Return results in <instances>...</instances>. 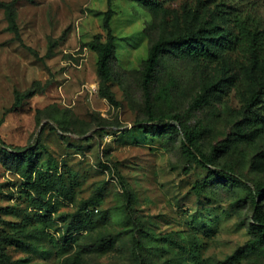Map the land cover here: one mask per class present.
Wrapping results in <instances>:
<instances>
[{
    "label": "rangeland",
    "instance_id": "obj_1",
    "mask_svg": "<svg viewBox=\"0 0 264 264\" xmlns=\"http://www.w3.org/2000/svg\"><path fill=\"white\" fill-rule=\"evenodd\" d=\"M11 3L18 34L1 6ZM109 11L116 104L99 93L88 47L107 38ZM238 21L264 38V0H0V264L2 255L13 264H137L138 242L139 264H264V245L250 246L247 190L209 180L181 135L139 128L148 119L141 72L151 46L202 25L239 37ZM231 77L190 124L207 131L203 152L222 151L219 169L264 184V130L246 127V98L264 77L251 53L232 46L212 64L164 56L152 110L174 125L173 116ZM28 151L47 173L40 194L5 153ZM73 220L81 230L70 232Z\"/></svg>",
    "mask_w": 264,
    "mask_h": 264
},
{
    "label": "trees",
    "instance_id": "obj_2",
    "mask_svg": "<svg viewBox=\"0 0 264 264\" xmlns=\"http://www.w3.org/2000/svg\"><path fill=\"white\" fill-rule=\"evenodd\" d=\"M167 2L170 0H156V2ZM111 6L112 0H108ZM6 13L10 23V29L18 34V26L14 11V5H1ZM113 12L109 11L105 15L104 29L107 31V38L104 40L101 36H97L88 47L97 55V74L100 81L99 93L102 98L108 100L111 104H116V97L111 90V82L113 80L112 63L116 57V37L113 35L111 28ZM237 28L240 30L239 37L226 32L220 33L218 26L211 28L204 25L197 28L188 29L175 37L168 39H159L155 42L149 51L148 58L143 63L141 77L142 88L145 95L146 110L148 119L147 124L140 125V130L148 136H170L176 135L182 137L183 151L197 164L208 170V178L212 181H217L221 184H231L234 187H243L247 190L251 202L253 204V224L251 226V234L253 240L250 246L261 247L264 245V184H256L251 186L245 182L241 177L236 175L234 170L230 167H223L219 169L218 159L222 152L219 148L214 147L208 153L203 152L200 142L206 135L207 131L204 127L196 125L192 126L190 121L194 114L208 107L211 104V98L218 93L222 94L224 90L231 87L235 82L234 78L227 79L222 86L214 87L211 90L205 91L199 95L189 109L182 115L173 116L176 124L172 125L166 123L163 118H158L154 115L152 110V92L154 84L158 79V69L162 58L166 55L173 54L178 57H187L197 60H203L206 63H214L222 57L227 49L232 46L241 47L247 53H251L255 58L256 63L264 68V38L260 31H251L245 22L238 21ZM246 98V97H245ZM247 108L250 112L247 118L246 127L251 131L261 133L264 130V116L260 115L259 110L264 108V77L257 87L251 91L246 98ZM152 122H158L157 125H150ZM17 162V167L22 170L24 178L32 182L34 191L40 194L39 182L43 177H47L44 171L39 170L36 165V160L33 152L28 151L24 153H9L5 152ZM36 173V177L34 176ZM123 188L128 197V204L126 209L131 213V203L133 201V194L129 187L123 183ZM82 229V222L73 220L70 224V232L79 231ZM143 243L138 242L135 249L136 262H142L141 250ZM5 264L9 263L6 255H2Z\"/></svg>",
    "mask_w": 264,
    "mask_h": 264
}]
</instances>
